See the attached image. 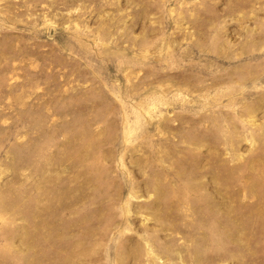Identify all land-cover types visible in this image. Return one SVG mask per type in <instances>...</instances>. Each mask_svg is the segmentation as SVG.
<instances>
[{"label":"rangeland","instance_id":"obj_1","mask_svg":"<svg viewBox=\"0 0 264 264\" xmlns=\"http://www.w3.org/2000/svg\"><path fill=\"white\" fill-rule=\"evenodd\" d=\"M0 264H264V0H0Z\"/></svg>","mask_w":264,"mask_h":264}]
</instances>
